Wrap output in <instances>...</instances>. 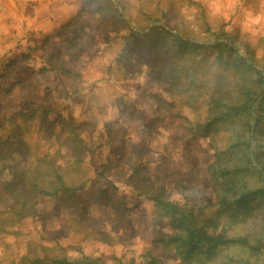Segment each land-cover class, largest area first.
I'll use <instances>...</instances> for the list:
<instances>
[{"label":"rangeland","instance_id":"obj_1","mask_svg":"<svg viewBox=\"0 0 264 264\" xmlns=\"http://www.w3.org/2000/svg\"><path fill=\"white\" fill-rule=\"evenodd\" d=\"M152 28L210 47L187 56L206 57L204 82L220 76L222 49L211 47L216 35L220 42L232 40L246 59L252 55L260 64L264 57V0H0V142L19 141L9 130L39 108L22 132L28 146L23 163L49 155L66 168V177L90 178L74 194L40 197L17 235L0 236V264H32L27 254L41 256L33 250L57 246L75 247V255L82 252L97 264L140 261L147 251L164 264H178L175 249L160 242L170 235L167 220L147 196L160 191L205 213L217 206L221 190L235 188L213 168L217 152L231 144L229 133L194 136L190 130L205 114V102L177 97L179 87L172 93L150 75L162 34L138 41L137 51L127 46L133 32ZM121 54L125 60L118 63ZM69 119L81 124L82 142L70 140ZM14 158L17 153L7 164ZM220 164L233 169L235 158L224 153ZM245 182L253 190L257 177ZM248 199L255 216L242 234L264 227V204Z\"/></svg>","mask_w":264,"mask_h":264},{"label":"trees","instance_id":"obj_2","mask_svg":"<svg viewBox=\"0 0 264 264\" xmlns=\"http://www.w3.org/2000/svg\"><path fill=\"white\" fill-rule=\"evenodd\" d=\"M156 32L162 34L164 43L158 54L152 52L151 77L164 80L172 93L179 87L178 93H174L177 97L188 102H205V114L199 116L190 130L194 136L210 137L219 131L229 133L231 144L226 152H217L213 168L225 184L231 183L235 187L232 192L221 190L215 200L217 206L205 213L182 207L160 191L151 192L147 200L153 202L156 212L167 220L170 229L168 238L160 242L175 249L180 259L178 264H220L224 258H229V261L222 264H264V227L253 234L251 231L242 234L241 231L255 216L248 197L252 195L264 204V57L260 64L252 55L246 59L238 53L232 40L220 42L221 38L216 35L217 41L211 47L222 49L216 62L220 76L216 81L209 77L204 82L201 77L207 73L206 57L199 61L194 56H187L210 48L207 45L189 41L163 28H152L143 35L133 32L132 42L128 38L127 46L137 51L140 47L138 41L153 38ZM172 45L175 48L171 49ZM124 57L121 54L117 62L125 60ZM200 66L206 69L203 75ZM38 109L30 117L22 115V127L9 130L10 138H17L20 144L8 139L0 142V236L4 233L17 235L15 229L37 212L40 197L74 194L90 182L86 173L78 178L66 177V168L49 155L23 163L26 154L22 151L28 146L22 140V132L29 130L28 124ZM65 125H68L66 132L73 143L83 141L79 130L81 124L74 125V120L69 119ZM15 153L18 158L12 160L11 166L7 163ZM224 153L235 158L233 169L223 168L220 164ZM236 158L239 159L237 163ZM9 171L10 180L5 178ZM247 176L257 177V182L251 185L253 190L245 182ZM232 179L234 182H230ZM235 179L241 180L237 184ZM4 205L7 207L3 208ZM230 230L235 234L228 235ZM42 250L34 249L33 252L41 256L30 257L27 254L24 260L32 264H97V260L82 252L75 255L77 249L72 246ZM224 252L227 255L220 257ZM118 264L164 263L147 251L140 256V261L132 258L128 263Z\"/></svg>","mask_w":264,"mask_h":264}]
</instances>
